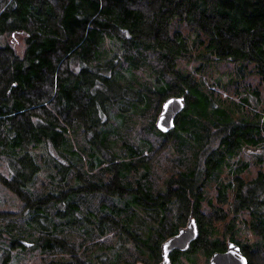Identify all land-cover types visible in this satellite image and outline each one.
<instances>
[{
	"label": "trees",
	"instance_id": "1",
	"mask_svg": "<svg viewBox=\"0 0 264 264\" xmlns=\"http://www.w3.org/2000/svg\"><path fill=\"white\" fill-rule=\"evenodd\" d=\"M189 37L197 73L177 67L192 58ZM222 62L252 64L264 86V0H0V185L21 204L0 209V264L27 243L32 264H136L143 254L159 264L160 243L190 218L198 236L169 264L228 241L264 264V150L250 178L248 162H230L264 149V107L235 117L236 105L212 100L196 75ZM170 95L186 107L162 133L154 121ZM250 96L257 106L260 91ZM143 103L149 120L120 140L111 115ZM238 225L255 239L236 238Z\"/></svg>",
	"mask_w": 264,
	"mask_h": 264
},
{
	"label": "rangeland",
	"instance_id": "2",
	"mask_svg": "<svg viewBox=\"0 0 264 264\" xmlns=\"http://www.w3.org/2000/svg\"><path fill=\"white\" fill-rule=\"evenodd\" d=\"M188 43L190 45V48L192 49V58L189 60H178L177 61V67L186 72L190 73H197L196 67L202 62L196 54H198V40L195 37H189ZM237 65V67H236ZM239 68V69H238ZM80 68H77L76 71H79ZM105 70L107 68H101L100 72L98 70H95L96 73L98 71L99 74L104 75ZM244 71V72H242ZM109 74V73H108ZM107 74V75H108ZM201 76V80L204 81L206 88L210 94V97L212 100L218 101L220 99H227V102H230L234 105V112L235 117L239 116H245L248 118L253 117V114L257 111L260 112L262 110V107H264V86L259 83L258 75L255 71V68L252 64H233L232 62H222L220 64H210L208 65L202 74L196 75L198 78ZM98 77L95 76V79ZM249 88L246 90V88ZM258 89L261 94L260 103L256 106L255 100L253 96H250V93L252 90ZM248 96L247 103L242 105V98ZM220 98V99H219ZM151 99L156 100L155 96H151ZM230 100V101H229ZM118 102L122 103L123 105L131 106V97H125L122 98V100H119ZM162 104V102H161ZM122 105V108H123ZM233 105V106H234ZM141 108L142 113H136L132 110L124 111V112H111L112 109L109 107V112H111L110 120L114 122L119 123L120 130L122 134L117 133L116 137H118L120 140L128 139L131 137L130 135V129L135 127L138 129L139 121L142 122V120H149L147 119V110H146V104H139ZM126 108V107H125ZM161 110V105L159 112ZM158 112V113H159ZM143 115V116H142ZM158 115V114H157ZM156 115V117H157ZM155 117V121H156ZM154 121V124H155ZM133 125V126H132ZM115 130V129H114ZM113 130V131H114ZM129 130L128 133L125 131ZM114 150L118 152V148L115 147ZM264 149H258L255 147H245L241 150L240 154L236 155L232 158L231 165L234 166L237 162V160H242L244 162H248V174H243L246 178H250L256 174V171L258 167H260L257 163V157L261 156L260 152ZM147 150H144V152ZM81 152V151H80ZM163 150H161L159 153H162ZM85 153L81 152V154ZM84 160L86 159L84 155ZM5 161L0 158V171L5 173ZM222 177L230 178L231 174L228 171V168L223 170ZM206 198L215 199V185L212 183L210 185H206ZM20 202L17 200L14 193L7 190L3 186L0 185V209L1 210H10V211H18L20 208ZM138 218H140L141 221L146 222L144 218L138 215ZM140 222H137V228H138V235L145 237L147 227L145 225L141 226V228L138 226ZM221 223V222H219ZM219 223H216L219 224ZM225 223V222H223ZM221 225V224H220ZM218 230L217 234L218 236L222 237V229ZM236 238H238L240 241H253L255 239V236L248 230L244 229L242 225L236 226ZM26 250L20 251V252H14L12 259L8 264H32L33 255H36L37 250L34 248H31V243L26 245ZM207 256H205L201 251H198L195 254H182L176 264H207L208 261ZM136 264H155L154 259H151L146 254L140 255Z\"/></svg>",
	"mask_w": 264,
	"mask_h": 264
},
{
	"label": "water",
	"instance_id": "3",
	"mask_svg": "<svg viewBox=\"0 0 264 264\" xmlns=\"http://www.w3.org/2000/svg\"><path fill=\"white\" fill-rule=\"evenodd\" d=\"M186 105L183 96H169L161 105V110L156 118V128L165 133L175 125V116L184 109ZM198 226L195 219L190 218L185 226L180 227L176 234L166 238L160 244L161 264H169L170 253L173 249L185 251L189 248L191 241L198 236ZM208 264H247L246 257L236 243L230 242L225 251L213 252Z\"/></svg>",
	"mask_w": 264,
	"mask_h": 264
},
{
	"label": "flooded vegetation",
	"instance_id": "4",
	"mask_svg": "<svg viewBox=\"0 0 264 264\" xmlns=\"http://www.w3.org/2000/svg\"><path fill=\"white\" fill-rule=\"evenodd\" d=\"M186 224H184V226H185ZM231 241H228V242H226V246H225V249L224 250H226V248H227V246H228V244L230 243ZM162 243V242H161ZM160 243V244H161ZM174 250H178V249H173L172 251H171V253H170V259H171V254H172V252L174 251ZM159 252H160V245H159ZM210 257V256H209ZM208 260H209V258H208ZM160 262H161V254H160ZM159 262V264H161ZM170 263H171V261H170ZM207 264H208V261H207Z\"/></svg>",
	"mask_w": 264,
	"mask_h": 264
},
{
	"label": "bare ground",
	"instance_id": "5",
	"mask_svg": "<svg viewBox=\"0 0 264 264\" xmlns=\"http://www.w3.org/2000/svg\"><path fill=\"white\" fill-rule=\"evenodd\" d=\"M170 96H183V97L185 98L184 95H170ZM168 97H169V96H168ZM166 98H167V97H166ZM166 98H165V99H166ZM185 101H186V99H185ZM161 105H162V104H161ZM185 107H186V105H185ZM185 107H184V109H185ZM184 109H183V110H184ZM183 110H182V111H183ZM182 111H180V112H182ZM180 112H179V113H180ZM159 113H160V112H159ZM159 113H158V115H159ZM179 113H178V114H179ZM178 114H177V115H178ZM158 115H157V116H158ZM177 115L175 116V120H176ZM156 118H157V117H156ZM175 124H176V123H175ZM155 126H156V121H155ZM174 127H175V125H174ZM174 127H173V128H174ZM173 128H172V129H173ZM172 129H171V130H172ZM169 131H170V130H169ZM160 132H161V131H160ZM162 133H163V132H162ZM165 133H166V132H165Z\"/></svg>",
	"mask_w": 264,
	"mask_h": 264
}]
</instances>
